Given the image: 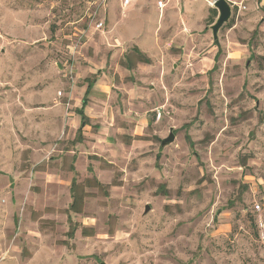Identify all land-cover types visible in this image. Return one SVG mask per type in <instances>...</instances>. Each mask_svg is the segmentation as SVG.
<instances>
[{"label":"rangeland","instance_id":"374dc122","mask_svg":"<svg viewBox=\"0 0 264 264\" xmlns=\"http://www.w3.org/2000/svg\"><path fill=\"white\" fill-rule=\"evenodd\" d=\"M208 1L0 0V264H264V0Z\"/></svg>","mask_w":264,"mask_h":264},{"label":"water","instance_id":"95a60500","mask_svg":"<svg viewBox=\"0 0 264 264\" xmlns=\"http://www.w3.org/2000/svg\"><path fill=\"white\" fill-rule=\"evenodd\" d=\"M211 5L213 8L217 10V17L215 21L209 26V29L211 31L213 42L219 50L220 44L218 40V33L222 28V26L225 23H227L231 17V13H232L231 4L229 3L228 0H213ZM174 139H175V135L171 129L168 136L161 140V146H165L169 143H172ZM149 210H150V206L146 205L144 208V212L146 213ZM101 264L104 263L102 262Z\"/></svg>","mask_w":264,"mask_h":264},{"label":"trees","instance_id":"16d2710c","mask_svg":"<svg viewBox=\"0 0 264 264\" xmlns=\"http://www.w3.org/2000/svg\"><path fill=\"white\" fill-rule=\"evenodd\" d=\"M209 11L212 12V13H216V9L212 8V7L209 8ZM134 52H136V54L138 56H140V58H139L140 61H142L144 63H149V58L144 56V54L139 50V48L135 47L134 48ZM130 68H132V67L130 66ZM93 79H95V77ZM93 79H90L89 77L85 78V81H86L87 85H86L85 95H84L83 100H82V106H81V108H76L75 109L76 114H78L80 116V126H79V128L77 130V135L75 136V140H74L76 143L77 142H81L83 140L82 128L85 125H89V117L84 113V108H85L86 104L88 103V95H89L90 89L92 88L93 83H94ZM72 185H74V183ZM99 185L101 187H103L100 183H99ZM74 196H75V194L73 195V198H75Z\"/></svg>","mask_w":264,"mask_h":264},{"label":"crops","instance_id":"0c3cea01","mask_svg":"<svg viewBox=\"0 0 264 264\" xmlns=\"http://www.w3.org/2000/svg\"><path fill=\"white\" fill-rule=\"evenodd\" d=\"M207 3L209 4V1L207 0ZM168 4V3H167ZM211 4V3H210ZM167 6V5H166ZM158 9V8H157ZM159 10V9H158ZM186 29H187V27H185ZM72 69H73V67H72ZM98 69H101V68H98ZM89 73H94V71H93V69H92V67H91V65H88V66H85L84 67V70H78V72H77V76L76 77H83L84 79L85 78H88L89 76H88V74ZM82 75V76H81ZM100 75L101 76H99V77H95V79H94V83H93V86H92V88L90 89V93H91V91H92V94H93V92H94V94H97V92L98 91H102V92H107V88L106 87H109L108 86V84H106V83H104L105 82V79L104 78H102V77H105L106 76V73L105 72H102V73H100ZM71 78H72V80H74V78H73V76H71ZM76 79V78H75ZM79 79V78H78ZM75 81V80H74ZM86 85H87V83H86ZM86 85H84V83L82 84V85H80V87H84V88H86ZM96 91V92H95ZM89 93V94H90ZM94 94H93V96H91V98H93L94 99ZM76 108H78V107H76ZM68 114V113H67ZM74 114V112L72 113V112H70L69 113V115H73ZM86 115L89 117V119H91V116L88 114V112L86 113ZM146 118H143V120L142 121H146L145 120ZM71 120L72 121H76V123H79L80 122V116H79V118H75L74 117V119L73 118H71ZM79 124H78V127H77V130H78V128H79ZM87 127H89V125H85L83 128L85 129V128H87ZM83 128H82V130H83ZM83 133V132H82ZM83 136V135H82Z\"/></svg>","mask_w":264,"mask_h":264},{"label":"built area","instance_id":"2783aa9c","mask_svg":"<svg viewBox=\"0 0 264 264\" xmlns=\"http://www.w3.org/2000/svg\"><path fill=\"white\" fill-rule=\"evenodd\" d=\"M170 1L171 0H156V7L160 11H162L166 7L167 3H169ZM129 2H130V0H121V7L122 8L126 7L129 4ZM94 24L96 25V28H98V29H102L104 26V23L102 20L96 21ZM78 42L80 43L79 38L72 43L70 48H72V50H75ZM160 115H161L160 110L157 108L156 109V118H159ZM259 207H260L259 205H256V209H259Z\"/></svg>","mask_w":264,"mask_h":264}]
</instances>
